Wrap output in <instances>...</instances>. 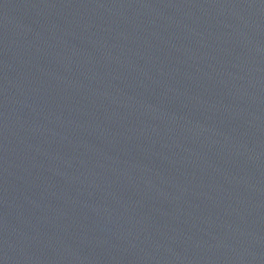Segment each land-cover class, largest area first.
<instances>
[{
    "label": "water",
    "instance_id": "obj_1",
    "mask_svg": "<svg viewBox=\"0 0 264 264\" xmlns=\"http://www.w3.org/2000/svg\"><path fill=\"white\" fill-rule=\"evenodd\" d=\"M0 264H264V0H0Z\"/></svg>",
    "mask_w": 264,
    "mask_h": 264
}]
</instances>
